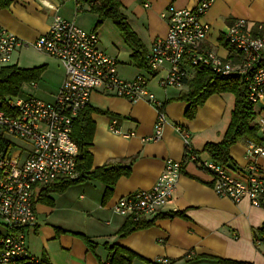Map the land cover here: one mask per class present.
Segmentation results:
<instances>
[{
	"label": "crops",
	"instance_id": "crops-1",
	"mask_svg": "<svg viewBox=\"0 0 264 264\" xmlns=\"http://www.w3.org/2000/svg\"><path fill=\"white\" fill-rule=\"evenodd\" d=\"M89 1L13 0L9 8L0 6V24L28 44L16 52L12 66L24 70L46 67L40 81L24 84L18 96L55 101L65 79V68L57 58L38 52L30 44L49 30L57 15L76 22L86 31L97 32L102 50L118 61L121 79L148 77L150 90L164 107L168 124L160 140L144 142L155 131V107L146 100L133 103L103 91L94 92L88 105L96 110L91 114L95 125L90 149L92 169L131 167L130 176L118 180L105 204L106 186L98 181L72 186L63 194H50L52 205L40 201L44 190L40 191L36 203L39 225L28 233V247L49 264H109L113 253L106 244L119 245L137 255L132 264H157L160 259L171 264H264V240L259 234L264 225V207L254 208L246 199L234 202L219 197L211 188L210 175L186 160L185 143L177 130L181 127L190 133L194 151L202 160L209 159L202 151L207 143L222 140L234 108L231 95L210 97L193 120L187 119L188 104L179 98L189 90L188 84L182 88H160L159 81L167 75L168 67L155 72L148 65L145 69L138 68L131 59L132 50L112 21L106 20L95 29L98 16L90 11ZM199 1L120 0L122 13L144 46L145 59L154 42L168 33V22L163 18L166 10L172 5L194 9ZM239 19L247 20L254 31L257 25H264V0H215L204 19L211 26L204 46L228 57L225 33ZM19 61H25V66L20 67ZM196 74L190 69L188 81ZM248 141L244 138L230 149L232 160L228 167L246 170ZM10 142L16 147L17 156L22 159L27 156L31 147L28 142L19 139ZM168 160L184 163L172 201L154 219L142 220L153 222L151 227L120 236L129 219L114 212L115 203L137 191L151 189ZM260 162L264 169V159ZM177 212L184 216L163 217ZM5 232L0 225V233ZM78 234L96 244L94 251ZM258 240L262 244L258 245Z\"/></svg>",
	"mask_w": 264,
	"mask_h": 264
},
{
	"label": "built area",
	"instance_id": "built-area-1",
	"mask_svg": "<svg viewBox=\"0 0 264 264\" xmlns=\"http://www.w3.org/2000/svg\"><path fill=\"white\" fill-rule=\"evenodd\" d=\"M215 0H200L194 9L170 6L163 14L168 22L166 37L157 39L146 60L152 72L168 67L159 81L162 89L182 88L190 69H211L226 78H237L245 86L254 106L258 140L246 146V170H234L211 159L202 160L194 151L191 135L177 130L185 143V158L211 177V188L221 198L234 202L248 200L252 207H264V25L254 31L244 19L235 21L225 33L228 57L204 46L211 33L205 16ZM54 9V8H53ZM40 53L57 58L66 71L54 102L37 97L0 99V264H45L28 247V233L39 225L36 211L38 193L59 178L78 179L79 149L72 137L74 120L90 104L94 92L103 91L131 102L146 100L157 111L154 134L144 142L163 136L168 117L150 90L148 77L131 81L120 78L118 61L101 48L97 32L86 31L76 22L55 16L49 30L30 44ZM27 43L0 24V71L11 67L16 52ZM121 134L119 130H114ZM132 135H127L130 137ZM10 139L28 142L25 158L15 154ZM183 162L168 160L151 189L141 190L114 205L119 216L140 222L154 219L173 199L183 173ZM260 245L259 242H257ZM157 264H171L160 259Z\"/></svg>",
	"mask_w": 264,
	"mask_h": 264
},
{
	"label": "trees",
	"instance_id": "trees-1",
	"mask_svg": "<svg viewBox=\"0 0 264 264\" xmlns=\"http://www.w3.org/2000/svg\"><path fill=\"white\" fill-rule=\"evenodd\" d=\"M13 0H0L3 9L9 8ZM90 11L98 16L95 29H99L106 20H110L119 30L123 40L132 50L131 59L140 69L147 67L144 46L138 36L130 28L126 16L122 13L120 0H90ZM46 67L34 69H20L16 66L8 67L0 71V99L17 97L24 84L37 83ZM189 90L181 94L179 100L188 104L186 118L193 120L199 108L203 107L207 100L214 95H232L234 97V108L231 114L230 124L225 131L223 138L217 143H207L202 151L209 159L229 165L231 159L230 149L246 138L251 141L258 140V127L254 125V106L248 100V93L239 80L234 77H222L211 69L198 71L196 76L187 82ZM96 111L87 106L74 120L72 137L78 149L77 171L80 174L78 179L59 178L49 185L43 192L40 201L53 204L50 194H63L70 187L80 185L89 181H98L106 186L103 197L105 204L112 196L116 183L121 177H129L131 167L104 166L92 169V154L90 149L93 143L95 125L92 122L91 114ZM163 216V215H162ZM184 216L182 213H169L163 217L174 218ZM153 222H133L127 220L119 235L126 237L136 231L147 229ZM264 240V225L259 230ZM85 239L90 250L94 251L95 243L90 239L78 234ZM262 244L261 240H258ZM105 247L113 253L109 264H132L137 255L119 245H108ZM45 264L49 262L43 259ZM147 264H155L148 262Z\"/></svg>",
	"mask_w": 264,
	"mask_h": 264
},
{
	"label": "rangeland",
	"instance_id": "rangeland-1",
	"mask_svg": "<svg viewBox=\"0 0 264 264\" xmlns=\"http://www.w3.org/2000/svg\"><path fill=\"white\" fill-rule=\"evenodd\" d=\"M241 8H243V6H241ZM88 31V30H87ZM19 66L20 67H22V66H25V61H19ZM231 99H232V101L234 100V97L231 95ZM260 106H264V103H259L258 104V107H260ZM264 108V107H263Z\"/></svg>",
	"mask_w": 264,
	"mask_h": 264
}]
</instances>
